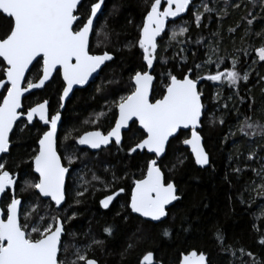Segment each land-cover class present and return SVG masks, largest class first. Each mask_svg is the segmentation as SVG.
<instances>
[{"label":"trees","instance_id":"16d2710c","mask_svg":"<svg viewBox=\"0 0 264 264\" xmlns=\"http://www.w3.org/2000/svg\"><path fill=\"white\" fill-rule=\"evenodd\" d=\"M96 1L82 0L78 10L82 20ZM153 2L106 0L95 27L99 36L93 35L90 52L100 54L106 51L113 55V59L103 68L97 82L75 92L67 102L61 135L72 137L71 134L75 133L76 140L77 135L88 129L106 131L111 128L116 117L115 104L120 97L131 93L135 73L146 69L138 40L144 17ZM237 3L239 8L234 7ZM262 3L264 0H255L254 3L228 0L227 4L224 0L196 1L194 4L201 12L203 4L213 9L203 15L201 27H196L194 16L190 14L196 9L190 7L186 17L171 23L167 36L159 39L158 60L154 62L153 70L156 78L153 101L162 98L169 73L182 79L188 69L202 64L203 67L194 71L191 78L215 74V65L205 63L213 48L216 55L212 59L223 61L221 70L230 68L231 61L238 58L237 70L241 75L245 71L250 73L248 82L241 81L238 89L201 80L199 90L203 93L204 112L199 133L210 164L200 168L194 163L183 143L188 133L170 141L161 167L166 180L176 186L180 199L170 209L166 220L157 224L142 221L127 207L131 182L143 178L149 157L138 152L128 155L129 149L142 136L136 127L124 135L121 146L112 145L97 154L85 152L77 148L79 146L72 151L69 146L70 151L66 152H74L76 156L74 167L77 174L74 178L79 175L82 179H78L80 184L75 183L74 192L73 183H69L66 203L60 210L41 200L34 190L21 191L25 181L34 182L36 178L30 164L43 129L38 123L35 127H16L11 136L10 153L3 160L7 161L6 170L18 173L16 192L26 209L31 211L32 207H37L39 215L47 217L46 222H51L53 216L61 218L66 232L62 241L79 247L87 258L99 264H141L148 253L153 254L155 263L177 264L182 255L191 251L205 254L208 264H253L249 256H241L240 249L251 252L259 264H264V246L257 242L264 237V219H257L264 214V197L258 191L264 181L253 171L259 169L257 162L264 160V138L245 137L239 131L245 117L264 124V79H261L264 77V62H259L255 55L256 50L264 46ZM248 20H253L251 26ZM180 26H188L189 32L169 44L171 31H178ZM8 27L7 20L0 19V35ZM160 58L167 62L161 63ZM2 70L0 66V72ZM36 78L37 72L29 75V79ZM54 80L55 83L50 82L43 91L28 97L24 101L25 107L47 100L50 112L55 113L63 84L60 77H54ZM101 112L105 115L94 122ZM221 119L224 124L219 123ZM253 153L254 158L248 159ZM237 168L241 171L237 172ZM93 176L98 179L93 180ZM121 188L125 192L118 202L107 211L101 210L99 200L103 195ZM78 191L85 194L77 196ZM36 222L29 221L30 224ZM106 227L112 229L111 235L105 233ZM165 231L168 236L164 235ZM217 232L224 237L223 245L216 238ZM94 239L103 241V244H94ZM73 251L70 247L69 261L75 259Z\"/></svg>","mask_w":264,"mask_h":264},{"label":"snow or ice","instance_id":"6c2138e0","mask_svg":"<svg viewBox=\"0 0 264 264\" xmlns=\"http://www.w3.org/2000/svg\"><path fill=\"white\" fill-rule=\"evenodd\" d=\"M224 2L227 4L228 0ZM254 2L255 0H249V3ZM105 3L106 0L93 3L85 22L78 11L82 0H0V19H6L9 25L0 35V66L3 68L0 72V154L10 153V135L13 134L14 126L18 127L17 121L23 123L24 127H35L34 121L37 119L45 125L46 130L38 138V149L30 164L31 170L38 176L34 182L25 181L21 191L34 190L39 197L49 198L58 209L66 203V178L70 175L69 166L75 163L72 156H66L63 159H67L68 166H65L58 150L57 129L61 114L59 111L50 114L47 100L25 110L22 98L33 89L45 88L50 81L55 83L54 77H62L59 106L63 109L74 86L86 85L106 61L113 59L106 51L100 55L90 52V36H99L94 21L98 19V14H102ZM190 6L196 10L190 12ZM201 6L203 12L199 11L194 0H166V6H162V0H154L144 19L138 40V47L148 70L137 71L132 77L134 87L129 95L120 97L115 104L118 118L107 134L89 131L76 140L77 144L91 149L107 147L113 141L115 145L121 146L122 130H131L138 122L142 136L129 149L128 155L132 156L138 151L151 155L146 164V174L143 178L133 180L134 187L127 207L131 213L151 221H160L167 216L168 205L180 199L176 186L166 180L161 167L162 158H166V149L173 138L179 139L180 135L190 132V138H185L183 143L190 147L195 163L201 168L210 164L209 154L202 145V136L197 131L202 127L201 117L204 112L201 100L203 93L198 89L199 81H211L221 86L226 85L229 89H238L240 82L247 83L250 76L248 71L241 75L237 70L238 58L231 61L230 68L221 70L223 61L212 59L216 55V49L213 48L208 52L205 63L215 65V74L190 78L194 71L203 67L202 64L188 69V75L182 79L169 73L162 98L154 101L151 99L155 79L151 70L158 60V38L162 40L167 36L166 23L169 19L175 21L182 14L190 12L199 28L203 15L213 11L207 4ZM234 7L239 8L240 4L237 3ZM252 24L253 20H248V25ZM230 31L234 32L235 29ZM188 32V26H180L178 31L173 29L169 44L177 37L186 36ZM245 55L248 53L245 52ZM255 55L259 62H264V46L259 47ZM160 62L167 61L160 58ZM253 63L257 61L253 60ZM32 72H37L36 80L26 79V74L31 75ZM104 115L103 112L97 114L94 122H98ZM219 123L224 124V120L221 119ZM239 131L245 137L264 138V124L252 121L251 117H245ZM254 155L250 154L248 159H253ZM6 163V160L0 158V203L3 204L0 208V264H97L94 259H88L79 247L62 241L66 232L59 217L53 216L51 222H46L47 217L39 215L37 207H32L31 211L24 210L26 214L23 215L22 222V201L16 192L17 178L6 170ZM236 171L241 169L237 168ZM253 171L264 181V164ZM97 179L93 176V180ZM258 191L264 197V183H261ZM122 192L123 188L106 196L101 205L105 209L109 208ZM84 194V191L76 193L77 196ZM33 213L37 215L33 216ZM257 219H264V214ZM32 220L37 222L30 224L29 221ZM104 231L108 235L112 234L110 227H106ZM164 235L168 236L169 233L165 231ZM216 238L223 245L224 237L219 232ZM257 242L264 246V237ZM93 243L102 245L103 241L94 239ZM70 247L74 249L72 254L75 257L71 261L67 259ZM240 253L241 256H249L253 264H259L251 252L240 249ZM206 260L205 254L193 251L182 256L180 264H206ZM153 261V254L148 253L144 255L142 264H153Z\"/></svg>","mask_w":264,"mask_h":264},{"label":"flooded vegetation","instance_id":"af4514ba","mask_svg":"<svg viewBox=\"0 0 264 264\" xmlns=\"http://www.w3.org/2000/svg\"><path fill=\"white\" fill-rule=\"evenodd\" d=\"M97 2V1H96ZM92 5V4H91ZM90 5V6H91ZM80 7V6H79ZM79 7H78V10H79ZM103 9H104V6H103V8H102V12H103ZM90 14V7H89V12H88V15ZM87 15V16H88ZM81 16V15H80ZM101 17V14H99V16H98V19ZM87 18V17H86ZM86 18L84 19V21L86 22ZM145 18V17H144ZM81 19H82V17H81ZM98 19L95 21V23H94V27H96V23H97V21H98ZM143 22H144V20H143ZM78 23H79V21H78ZM142 26H143V23H142ZM169 27V26H168ZM168 27H167V29H168ZM96 29V28H95ZM141 29H142V27H141ZM94 35V34H93ZM93 35H91L90 36V45H91V41H92V38H93ZM160 39V38H159ZM159 39H158V41H159ZM104 53V51L102 52V53H100V54H103ZM100 54H97V55H100ZM111 55V54H110ZM113 56V55H112ZM108 64V63H107ZM107 64H105V66L107 65ZM104 66V67H105ZM103 67V68H104ZM103 68L101 69V71L103 70ZM146 69H147V66H146ZM146 69H145V71H146ZM153 70H154V67H153ZM101 71H100V73H99V75H98V77L88 86V87H90L91 85H93L95 82H97L98 80H99V77H100V74H101ZM154 72V71H153ZM153 75H154V73H152ZM155 77V76H154ZM4 79H6L5 77H4ZM26 79H29V74H27V76H26ZM60 79H61V82H62V84H63V81H62V78L60 77ZM155 80H156V78H155ZM51 82V81H50ZM49 82V83H50ZM48 83V84H49ZM47 84V85H48ZM46 85V86H47ZM23 86H25V85H23ZM45 86V87H46ZM154 86V85H153ZM88 87H86V88H88ZM86 88H84V89H86ZM45 88H43L42 90H40V91H43ZM84 89H80V90H76L75 92H77V91H81V90H84ZM40 91H36V92H34V93H31V94H29L28 96H26L25 98H23V100H22V102H23V106H24V109L25 110H27L28 108H30V107H34V106H36L38 103H41V102H43V101H39V102H37V103H33V104H31V105H29V106H27V107H25V105H24V101L28 98V97H30V96H32L33 94H35V93H37V92H40ZM75 92L73 93V95L75 94ZM6 94V93H5ZM60 95H62V91H61V94ZM72 95V96H73ZM72 96H71V98H72ZM70 98V99H71ZM69 99V100H70ZM68 100V101H69ZM67 101V102H68ZM67 102H66V104H67ZM0 103H2V100H1V102ZM66 104H65V107H64V109H63V111L62 112H60V106L58 107V110L57 111H59L60 112V114H61V122H60V124H59V126H58V133H57V136H58V150H59V152H60V154H61V156H62V159L64 158V157H66V156H72L74 159H75V153L74 152H66V151H70L69 150V146H70V148H72V151H75V147L76 146H79V147H77V148H81V149H83V151H85V152H88V153H91V154H97V153H99L100 151H103V150H105L106 148H109L110 146H112V145H115V143L114 142H112L111 144H109L107 147H104V148H102L101 150H99V152H92L91 150H89V149H87V148H84L82 145H79V144H77L76 143V140L80 137V136H82L83 134H85L86 132H89V131H98V130H95V129H88V130H86V131H83L82 133H80L79 135H77V138H76V140H75V133H73V134H71L72 135V137H69V136H65L64 134H62L61 135V127H62V123H63V113H64V110H65V108H66ZM59 105H60V100H59ZM48 107H49V105H48ZM56 111V112H57ZM49 112H50V109H49ZM55 112V113H56ZM55 113H51L50 112V114H55ZM117 119V108H116V117H115V120ZM34 123H38L41 127H42V129H43V131L44 130H46V126L45 125H43L42 123H40V122H38V120H36V121H34ZM17 125L18 126H20L21 125V128H23L24 127V124L23 123H21L20 121L17 123ZM114 125H115V121H114V123H113V125L111 126V128H113L114 127ZM28 126H31V125H28ZM16 127L17 126H15V128H14V131H15V129H16ZM133 127H136V129H138V127H137V124L135 125V126H133ZM111 128L110 129H108V130H106V131H102V130H99V131H101L102 133H104V134H107V132L108 131H110L111 130ZM132 129V128H131ZM139 130V129H138ZM13 131V132H14ZM140 132H142L141 130H139ZM128 132H130V130L129 131H127V132H125V133H123L122 134V141H123V138H124V135L125 134H127ZM42 134H43V132H42ZM42 134H41V136H42ZM189 134V133H188ZM11 136H12V134H11ZM66 137H67V139H66ZM10 140H11V137H10ZM139 142V141H138ZM37 149H38V141H37ZM138 153H140V152H138ZM9 154V153H8ZM140 154H142V153H140ZM7 156V155H6ZM5 156H3L2 157V159L4 158ZM63 163H64V165L65 166H68V163H67V159H63ZM75 164V163H74ZM74 164L73 165H71V166H69V168H70V175H69V177L67 178V180H66V187L68 188V185H69V183L71 182V183H73L72 184V186L74 187L75 186V173H77V171H75V167H74ZM32 173H33V171H32ZM14 176H17V183H18V180H19V176H18V173H12ZM146 174V173H145ZM34 175V174H33ZM35 176V175H34ZM36 177V176H35ZM172 183V182H171ZM17 187V186H16ZM132 187H134V184H133V181L131 182V186H130V189H129V193H128V195H129V198H128V203H130V197H131V189H132ZM80 188V187H79ZM119 190V189H118ZM118 190H115V191H108L107 193H105V195H103V197L99 200V206H100V209L101 210H104V211H107V210H109L110 209V207L111 206H113L115 203H117L118 202V199H119V197L120 196H122L123 194H124V192H122L121 193V195L120 196H118L113 202H112V204L109 206V208L108 209H104V208H102V206H101V201L106 197V196H108V195H111V194H114L116 191H118ZM37 194V193H36ZM38 195V194H37ZM38 197H39V195H38ZM19 198V197H18ZM41 200H43L41 197H39ZM21 199V198H20ZM21 201H22V205H21V209L22 208H24V203H23V200L21 199ZM43 201H46V202H49V203H51L49 200H43ZM52 204V203H51ZM53 205V204H52ZM65 205V204H64ZM64 205L60 208V209H63V207H64ZM53 207L55 208V206L53 205ZM0 208H2V203H0ZM56 209V208H55ZM60 209H56V210H60ZM129 209V208H128ZM129 211H130V209H129ZM169 211H170V209L168 210V216H169ZM130 213H131V211H130ZM22 214H23V210H22ZM132 214V213H131ZM133 215V214H132ZM133 216H135V215H133ZM135 217H137V216H135ZM21 218H22V216H21ZM137 218H139V217H137ZM61 219V218H60ZM140 219V218H139ZM62 220V219H61ZM140 220H142V219H140ZM142 221H144V220H142ZM64 223V222H63ZM150 223V222H149ZM153 224V223H152ZM62 239H63V237H62ZM88 259H91V258H88ZM96 261V260H95ZM97 262V261H96ZM98 263V262H97ZM99 264V263H98Z\"/></svg>","mask_w":264,"mask_h":264},{"label":"water","instance_id":"95a60500","mask_svg":"<svg viewBox=\"0 0 264 264\" xmlns=\"http://www.w3.org/2000/svg\"><path fill=\"white\" fill-rule=\"evenodd\" d=\"M196 1H200V0H194V3L196 2ZM162 6H166V0H162ZM79 7V6H78ZM191 7V6H190ZM102 8H103V6H102ZM162 10V9H161ZM149 11H150V9H149ZM188 14V12H186V13H184V14H182V17H178V18H176V20L175 21H173V20H171V19H169V21L166 23V27H165V32L167 31V27L171 24V23H174V22H177L178 20H180V19H182V18H184V17H186V15ZM147 15V14H146ZM98 16H99V14H98ZM146 17V16H145ZM145 19V18H144ZM94 23H95V21H94ZM143 27V26H142ZM164 34H162V36H163ZM159 39V38H158ZM110 61H106L105 62V64H107V63H109ZM34 64H35V62H34ZM105 64L104 65H102L101 66V68L96 72V73H94L93 74V76L89 79V82L86 84V85H84V86H79V85H77V86H74V88H73V91H72V93H70V95H69V98L64 102V104H66V102L71 98V96L73 95V93L76 91V90H80V89H84V88H86V87H88L97 77H98V75H99V73H100V71H101V69L105 66ZM154 67V66H153ZM146 70H148V69H146ZM153 73V69L151 70V74ZM153 75V74H152ZM188 75V74H187ZM26 76H27V74H26ZM6 78V77H5ZM62 78V77H61ZM190 78H191V76H190ZM178 79V78H177ZM49 83V82H48ZM47 83V84H48ZM154 83H155V79H154V82H153V85H154ZM46 84V85H47ZM199 85H200V83H198V89H199ZM22 87H23V85H22ZM40 90H42V89H33L31 92H29V93H25V97L26 96H28L29 94H31V93H34V92H36V91H40ZM165 93V92H164ZM24 97V98H25ZM22 100H23V98H22ZM201 100H202V97H201ZM203 103V102H202ZM64 109V108H63ZM63 109H60V112H62L63 111ZM117 118H118V109H117ZM22 119H23V117H22ZM201 119H203V113H202V117H201ZM38 120V119H37ZM19 121H17V123H18ZM60 124V123H59ZM137 124V127H138V129H139V125H138V122L136 123ZM59 126V125H58ZM115 126V125H114ZM14 128H15V126H14ZM139 130H141V129H139ZM201 130V128H199L197 131L199 132ZM127 131H129V129H123L122 130V134L123 133H125V132H127ZM142 131V130H141ZM185 132H187V130H184ZM57 133H58V129H57ZM187 133H189V136H188V138H190V132H187ZM10 137H11V135H10ZM173 139H175V138H173ZM172 139V140H173ZM114 142V141H113ZM202 145H203V143H202ZM84 148H87V149H89V150H91L92 152H99V150H101L102 148H104V147H102V148H100V149H91V148H88L86 145H84L83 146ZM185 147L188 149V151H189V153H190V155L192 156V158H193V160H194V163H195V158H194V156L192 155V153H191V149H190V147L189 146H187V145H185ZM166 151H167V149H166ZM139 152V151H138ZM141 153V152H140ZM6 155H8V153L7 154H0V158H2L3 156H6ZM147 155H151V154H147ZM196 164V163H195ZM197 165V164H196ZM198 166V165H197ZM198 167H200V166H198ZM205 167H207V166H205ZM205 167H203V168H205ZM201 168V167H200ZM33 174L37 177L38 176V174H36V173H34L33 172ZM16 178H17V176H15ZM66 180H67V178H66ZM177 193H178V190H177ZM38 194V193H37ZM43 200H49V198H44V197H41ZM50 201V200H49ZM177 201H179V200H177ZM177 201H174L173 202V204H171V205H168V207H167V213H168V210L169 209H171L174 205H175V203L177 202ZM51 202V201H50ZM53 205H54V202H51ZM55 206V205H54ZM63 206V205H62ZM61 206V207H62ZM102 206V205H101ZM56 208V207H55ZM102 208H104L103 206H102ZM56 209H58V208H56ZM60 209V208H59ZM105 209V208H104ZM108 209V208H107ZM133 215H135V216H137V217H139L140 219H142V220H144V221H146V222H150V223H153V224H157V223H160V222H162V221H164V220H166L167 218H168V214H167V216H165L164 218H162L160 221H151V220H148V219H146V218H144V217H140L138 214H135V213H132ZM191 252H193V251H191ZM191 252H189V253H191ZM196 252V251H195ZM189 253H187V254H189ZM187 254H184V255H187ZM197 254H200V253H197ZM184 255H182V256H184ZM182 256H181V258H180V260L182 259ZM207 257V256H206ZM180 260H179V262L177 263V264H180ZM142 261H143V259H142ZM142 261H141V264H142ZM98 264V263H97ZM153 264H159V263H155V261H153ZM206 264H208V259L206 260Z\"/></svg>","mask_w":264,"mask_h":264},{"label":"rangeland","instance_id":"374dc122","mask_svg":"<svg viewBox=\"0 0 264 264\" xmlns=\"http://www.w3.org/2000/svg\"><path fill=\"white\" fill-rule=\"evenodd\" d=\"M258 58V57H257ZM201 81H199V83H200ZM262 164H264V160L263 159H261V160H259L258 162H257V166L259 167V169L261 168V165ZM77 173H75V175H76ZM79 177V178H78ZM78 177H76V179H75V183L77 184H80V182H79V180L78 179H82V177H80L79 175H78ZM81 181V180H80ZM75 184V185H76ZM79 187V186H78ZM78 187H76V190L78 189ZM74 189H75V186L73 187V192H74ZM26 209V206H24V208H22V210H23V212H24V210Z\"/></svg>","mask_w":264,"mask_h":264}]
</instances>
